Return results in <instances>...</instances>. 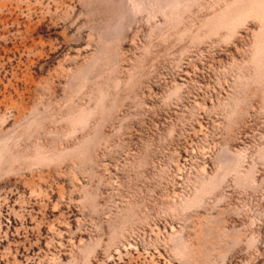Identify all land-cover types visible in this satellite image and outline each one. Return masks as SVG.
Returning a JSON list of instances; mask_svg holds the SVG:
<instances>
[{
  "label": "rangeland",
  "instance_id": "1",
  "mask_svg": "<svg viewBox=\"0 0 264 264\" xmlns=\"http://www.w3.org/2000/svg\"><path fill=\"white\" fill-rule=\"evenodd\" d=\"M0 264H264V0H0Z\"/></svg>",
  "mask_w": 264,
  "mask_h": 264
}]
</instances>
